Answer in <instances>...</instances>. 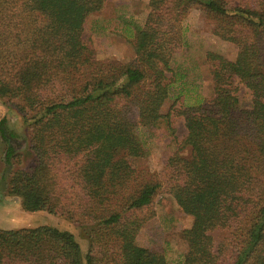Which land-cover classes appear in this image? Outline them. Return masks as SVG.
Here are the masks:
<instances>
[{
    "label": "trees",
    "instance_id": "1",
    "mask_svg": "<svg viewBox=\"0 0 264 264\" xmlns=\"http://www.w3.org/2000/svg\"><path fill=\"white\" fill-rule=\"evenodd\" d=\"M105 2L0 0V99L20 113L33 157L21 166V141L0 119L7 195L25 212L66 218L87 241L82 254L66 230L0 229V264H172L135 243L161 190L193 219L181 233V264H264V0H148L134 61L124 64L96 61L83 41L87 17ZM194 7L237 55L208 53L212 96L162 115L177 81L181 24ZM171 112L183 117L186 136L162 175L145 178L134 162L145 155L138 126L165 119L174 134ZM232 220H241L244 238L225 250L213 233Z\"/></svg>",
    "mask_w": 264,
    "mask_h": 264
},
{
    "label": "rangeland",
    "instance_id": "2",
    "mask_svg": "<svg viewBox=\"0 0 264 264\" xmlns=\"http://www.w3.org/2000/svg\"><path fill=\"white\" fill-rule=\"evenodd\" d=\"M147 4L148 0H106L99 12L87 17L83 41L93 52L96 61L122 64L134 61L131 41L136 29L142 27L146 20ZM181 25L184 45L174 53L171 60L173 75L175 74L173 79L177 81L172 84L170 96L160 110L162 115L169 113L172 107L179 110L212 96L208 53L220 55L228 60H234L237 55L235 44L213 34L215 23L203 10L192 8ZM235 86L238 89L240 106L249 108L251 104L249 91L237 81ZM0 119L6 120L7 130L16 133L21 141V146L17 149L22 156L21 166L30 165L33 157L28 149L27 126L16 108L8 104L5 99H0ZM170 122L174 134L168 130L165 119H161L151 128L138 126L136 135L145 149V155L134 162L145 178L157 179L162 175L167 158L177 151V142L182 141L186 136L182 116H176L171 112ZM173 138L176 140L174 141ZM5 149L6 144L0 141V229L51 226L66 230L74 235L82 254H85L87 241L75 224L64 217L53 216L44 211L25 212L18 197L7 195L6 183L10 170L6 169L4 164ZM179 154L188 157L189 151L183 149ZM150 211L152 217L138 233L136 245L163 253L169 263L181 264L186 251L181 233L191 226L192 217L184 214L172 196L164 190L158 193ZM240 222L241 220H232L226 227L215 231L213 233L215 245L220 244L227 250L231 246L240 244L244 238L243 223Z\"/></svg>",
    "mask_w": 264,
    "mask_h": 264
}]
</instances>
